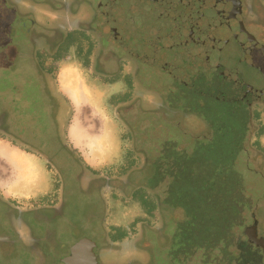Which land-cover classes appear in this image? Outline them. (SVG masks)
Segmentation results:
<instances>
[{
  "label": "rangeland",
  "instance_id": "374dc122",
  "mask_svg": "<svg viewBox=\"0 0 264 264\" xmlns=\"http://www.w3.org/2000/svg\"><path fill=\"white\" fill-rule=\"evenodd\" d=\"M39 7L35 0H0V73L9 60H18L17 78L27 77L30 81L19 91L18 113L11 122L16 140L37 149L38 162L49 168L52 188L50 196L37 194L27 202L13 204L16 209L12 211L0 206V220L15 221L13 228L17 230L11 238L4 235L8 224L2 225L4 230L0 227V264H30L41 254L45 264H60L57 257L67 255L83 238L96 242L102 252L109 251L110 257H103L101 264H264L262 249L251 244L245 235L255 220L259 236L264 238V129L254 131L249 120L241 130L235 125L242 123L226 117L227 112L231 113L224 106L221 117L227 126L232 124L227 130L243 133L225 144L229 175L225 171L215 172L208 162L219 159V152L205 154L197 146L203 138L180 137V130L175 134L173 128L165 126L164 121H174L170 113L159 108L163 101L159 94L168 90L171 79L158 69L145 68L143 74H137V63L122 56L124 51L107 38L111 37L109 26L121 27L122 21L116 19L112 24L105 19L107 9L98 8L97 20L90 25L93 32L87 38L89 42L82 46L86 50L109 52L103 60L108 62L110 72L101 67L106 74L115 70L114 63L109 61L126 71L129 65L135 70L127 80L114 76L115 84L108 94L118 153L108 158L107 166H101L99 174L117 176L121 182H95L85 160L71 150L69 140L66 139L65 153L61 152L64 140L54 133L57 126L52 105L41 88L39 76L33 73V45L46 39V35L28 32L35 18L44 22ZM80 16L90 20L94 12L84 11L75 19ZM48 33L45 32L51 34ZM74 37L76 41L80 39ZM74 37L67 38L66 48ZM79 45L68 52H76ZM42 48L41 44L37 47ZM140 76L146 77L147 87L140 86ZM7 80L4 72L0 88L5 87ZM140 81L143 83L141 78ZM120 85L122 89L118 88ZM67 122L61 114V132ZM190 124L187 125L191 130ZM161 149L163 157L171 150L189 149L187 152L193 153L194 160L190 162L185 153L175 156L173 164H161L157 170ZM109 184L116 188L110 190ZM14 251L15 259L9 258L13 262L2 260V255ZM96 253L100 258L99 248Z\"/></svg>",
  "mask_w": 264,
  "mask_h": 264
},
{
  "label": "flooded vegetation",
  "instance_id": "af4514ba",
  "mask_svg": "<svg viewBox=\"0 0 264 264\" xmlns=\"http://www.w3.org/2000/svg\"><path fill=\"white\" fill-rule=\"evenodd\" d=\"M35 1H38V5H40L38 8L42 15L40 19L44 22L41 23L39 18H35V21H32L31 26L28 27V32L34 31L33 35L36 36L44 37L46 35L44 37L46 39L33 45V63L44 84L47 100L52 105V114L55 115L54 122L60 138L62 137L64 140L62 143L64 151L68 148L64 132L72 118L73 105L58 89V62L63 60L70 62L78 59L84 66H89L88 72L95 78L102 77L99 81L102 84L106 83L108 101L109 88L110 86L114 87L115 84L114 76L120 75L121 80H127L128 77L134 76V67L129 65V69L127 68L126 71L113 61H109L111 65L114 63L115 66V70L111 73L112 76L109 73L106 74V71V73L102 72L101 67L110 72L107 69L108 62L103 60V56L109 52L92 51L93 48L86 50L82 46L83 43L89 42L87 38L91 37L89 35L93 32V26L90 25L97 20L98 8L107 9L105 19L112 24L118 19L117 14H119V18H123L124 27L115 26L114 29L113 25L109 26L111 37L107 36V38L114 40L115 45H119L118 48L120 47L124 51L122 56L137 63L140 67L137 74L139 71L143 74L145 68L158 69L171 79L172 82L167 85L168 90L162 91V93L160 91L159 94L163 99L159 108L170 113L171 121H174V123L164 121L165 126L169 125L174 129V132L180 130L181 133L178 135L180 137L190 139L193 136L196 140L203 138V142L197 146L205 154L219 152V159L208 162L211 163L215 172L220 173L226 170L229 164L227 163L228 151L225 144L227 140L235 139L236 134H242L241 130L245 129V124L249 120L254 131L259 128L264 129V57L259 56L257 60H254V54L237 43L235 38L240 31L248 32L258 44L264 47V0H184L183 9L192 13L193 20L194 13H198L197 16L202 18L204 30L178 28L176 24L178 19H175V14L151 12L145 0H110V3L107 4H104V0ZM84 11H93L94 18L91 16L88 20V17L85 19L80 16L75 19ZM211 12L213 15L219 13L217 24L219 28L224 26L228 28L225 37L215 34V26L209 23L212 17ZM191 24L193 26V23ZM37 28L43 31L40 33L36 30ZM46 31L51 34H45ZM76 35L80 36L77 41L74 37ZM69 37L74 38L70 46L66 48ZM32 42L36 41L32 40ZM106 42L104 41V43ZM40 44L43 46L42 50L37 49ZM77 44L80 45L76 52H68ZM121 49L120 51H122ZM113 54L117 56V52ZM116 58L119 59L120 56ZM18 64V60L15 63L13 60H9L6 68L2 70L3 73H0V80L3 79L4 72L8 79L5 87L1 86L0 88V136L10 137L17 142L11 118L18 113L19 91L23 90L26 85H30L27 77L17 78V73L20 71ZM140 78V86L147 87L146 77L140 76ZM122 87L123 85H120L118 88L122 89ZM157 89L161 90V88ZM132 90L134 92L135 87ZM224 106L229 107L231 113L229 115L227 112L226 117L242 123V125H235L241 130H227V127H231L232 124L229 123L227 126L221 117ZM110 110L109 107V112ZM61 114H64L68 120L62 132L59 125ZM185 123L187 128L183 126ZM187 124H190L193 129H188L190 126ZM227 131L231 134H228ZM226 133L227 135H225ZM170 134L173 136L171 132ZM260 134L256 133L257 136ZM230 135L235 137L230 138ZM28 148L33 150V148ZM162 149L159 152L160 156L163 155ZM71 150L74 149L71 147ZM188 150L181 149V152L171 150L165 157L158 156L160 164L157 165V170H160L161 164L168 166L173 164L175 156L177 158L185 153L189 161L192 162L194 160L193 153L187 152ZM204 155L203 157L207 156ZM91 174L95 182L102 180L108 183L114 180L118 183L121 182L117 176L109 178L101 174ZM109 187L110 190L116 188L113 189L110 184ZM13 204L17 203L5 200L0 194V206L12 211L16 209ZM14 222L11 219L0 220L1 230H4L2 225L3 227L6 223L9 225V228L5 227L4 235L11 238L14 236V231H17L13 228ZM97 246L100 255L99 264H101L103 257H110L109 251L102 252L101 247L98 244ZM15 252L2 255V260L7 263L13 262L14 260H9V258H14ZM39 258L37 261L30 260L29 263L45 264L44 255L41 254ZM128 258L130 257L128 256ZM128 258L126 261L129 260Z\"/></svg>",
  "mask_w": 264,
  "mask_h": 264
},
{
  "label": "crops",
  "instance_id": "0c3cea01",
  "mask_svg": "<svg viewBox=\"0 0 264 264\" xmlns=\"http://www.w3.org/2000/svg\"><path fill=\"white\" fill-rule=\"evenodd\" d=\"M88 67L78 59L59 61L57 85L60 93L72 103L74 111L64 132L65 141L69 140L72 148L85 160L92 171H88L89 175L93 177L91 173L99 174L107 166L108 158L117 155L118 144L115 121L107 103V85L99 81L102 77L91 75ZM33 73L39 76L34 63ZM38 81L44 89L40 77ZM57 134L60 139L58 128ZM61 152L65 153L63 146ZM37 159V149H29L10 137L0 136V194L5 200L22 203L37 194L50 196L49 168Z\"/></svg>",
  "mask_w": 264,
  "mask_h": 264
},
{
  "label": "water",
  "instance_id": "95a60500",
  "mask_svg": "<svg viewBox=\"0 0 264 264\" xmlns=\"http://www.w3.org/2000/svg\"><path fill=\"white\" fill-rule=\"evenodd\" d=\"M106 1L107 3H110V0ZM145 2L148 4L151 12H167L168 14H175V19H178V22L176 23L178 25V28L184 27L188 29L194 28V30H204L202 26V18L197 16L198 13H194L195 17L193 20L191 18L192 13L183 9L182 3L184 2V0H145ZM117 15L118 19L122 21L123 18H119V14ZM211 15L212 17L210 18L209 23L210 25L215 26V34L217 36L225 37L228 28H225V26L219 28V26H217L219 13L213 15V13L211 12ZM172 18H174V16H172ZM191 23H193V26ZM122 27H124V24H122ZM235 38L237 40V43L242 45V47H244L245 49L250 50L254 54V60H257L259 56L264 57V47L258 44V42L248 32L246 33L240 31L239 33H237ZM54 133L57 136V128H55ZM245 235L247 236L251 244L262 249L264 253V238H261L259 236L258 226L255 220L254 224L245 230ZM97 249L98 246L94 241L88 238H83L70 248L67 255L57 257L59 259H57V262L60 264H99V256L96 253Z\"/></svg>",
  "mask_w": 264,
  "mask_h": 264
},
{
  "label": "trees",
  "instance_id": "16d2710c",
  "mask_svg": "<svg viewBox=\"0 0 264 264\" xmlns=\"http://www.w3.org/2000/svg\"><path fill=\"white\" fill-rule=\"evenodd\" d=\"M227 170H225V173L227 172V175H229L230 171L229 168H226ZM224 172V171H223Z\"/></svg>",
  "mask_w": 264,
  "mask_h": 264
}]
</instances>
